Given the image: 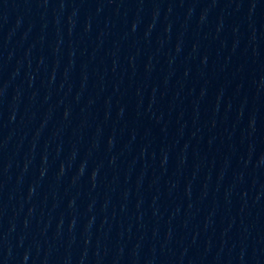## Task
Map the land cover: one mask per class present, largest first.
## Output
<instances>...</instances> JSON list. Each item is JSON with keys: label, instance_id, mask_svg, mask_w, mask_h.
I'll return each instance as SVG.
<instances>
[{"label": "water", "instance_id": "1", "mask_svg": "<svg viewBox=\"0 0 264 264\" xmlns=\"http://www.w3.org/2000/svg\"><path fill=\"white\" fill-rule=\"evenodd\" d=\"M0 264H179L152 0H0Z\"/></svg>", "mask_w": 264, "mask_h": 264}]
</instances>
